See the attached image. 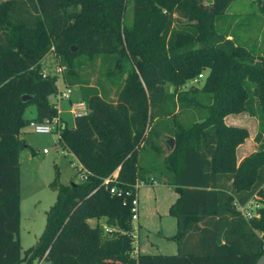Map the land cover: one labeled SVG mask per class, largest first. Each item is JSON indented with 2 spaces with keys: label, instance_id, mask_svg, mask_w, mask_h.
<instances>
[{
  "label": "trees",
  "instance_id": "trees-1",
  "mask_svg": "<svg viewBox=\"0 0 264 264\" xmlns=\"http://www.w3.org/2000/svg\"><path fill=\"white\" fill-rule=\"evenodd\" d=\"M232 1L0 0V264H264V205L249 219L234 208L254 195L264 200V55L240 43L226 11ZM253 1L264 16V0ZM48 52L88 109L59 132L88 175L61 184L55 172L42 231L20 255L18 135L31 120L57 116L49 102L56 78H42L39 64ZM111 54L124 59L113 65L126 74L114 103L74 68L80 56ZM202 72L201 84L191 83ZM29 104L32 119L23 117ZM239 113L256 119L257 148L237 160L248 133L223 118ZM163 135L173 137L170 150ZM116 168L122 190L155 174L177 191L169 206L177 254L133 255L130 197L101 184ZM101 218L107 237L87 222Z\"/></svg>",
  "mask_w": 264,
  "mask_h": 264
},
{
  "label": "rangeland",
  "instance_id": "rangeland-1",
  "mask_svg": "<svg viewBox=\"0 0 264 264\" xmlns=\"http://www.w3.org/2000/svg\"><path fill=\"white\" fill-rule=\"evenodd\" d=\"M127 7L129 8V6ZM226 11L232 20H236V22L234 21L235 33L238 35L240 43L246 48L252 49L253 56L264 55V16L257 13L254 1L233 0ZM126 19L127 21L131 19V12L128 9L126 10ZM115 60L124 62V59L117 54L96 56L93 60H87L85 56H80L74 60V68L79 77L85 81V85L96 88L112 103L116 102L118 93L121 91L120 85L126 76V74L116 72V67L113 65ZM58 63L59 59L55 58L52 52H48L42 57V65L48 75L55 76L57 82H61V79L66 77V67ZM122 65L126 68L125 64L122 63ZM57 67H61L60 72H56ZM106 74L110 76L108 77ZM201 74L202 77L199 78V81L194 83L197 86L201 84L205 76L204 72ZM73 96L72 88L71 112L67 100H62L57 104L60 110L59 117L65 123L66 128L74 126L72 111L78 110L74 107L76 104L74 102L82 101L80 97L74 98ZM83 111L85 110L83 109ZM34 114L33 104L24 108L23 117L30 118ZM85 114L82 113V115ZM190 116L191 114L186 111L181 112L178 118L184 121L190 119ZM223 121L229 126L243 127L248 133V136L235 149L237 160L255 151L257 144L254 141V136L257 132V121L254 117L239 113L233 117H224ZM19 137L25 145L18 154V239L20 255H22L24 250L35 243L44 226L45 212L55 200V191L49 187L55 172L58 173V181L61 184H67L70 181L78 182L80 172L77 171L80 166L72 153L61 147L59 141L56 143L57 132L55 131L49 134H38L25 125L20 129ZM44 149L46 152H43ZM162 156L157 158L158 161L162 159ZM148 176L150 177L148 182L153 179L155 182L138 184L136 190L138 218L134 222L136 229L133 230V248L140 254H177V244L173 237L176 223L175 218L169 213V206L175 202L178 193L172 186L159 180L155 174ZM249 200L250 212L254 218H258L260 216L258 209L263 207L264 200L261 201L258 195L252 196ZM88 223L90 226L97 225L102 229V236L107 237L103 218L88 219ZM262 239L264 242V233ZM134 250L133 255L136 254ZM32 264H48V262L43 259H35Z\"/></svg>",
  "mask_w": 264,
  "mask_h": 264
},
{
  "label": "built area",
  "instance_id": "built-area-1",
  "mask_svg": "<svg viewBox=\"0 0 264 264\" xmlns=\"http://www.w3.org/2000/svg\"><path fill=\"white\" fill-rule=\"evenodd\" d=\"M61 71V67H57L56 68V72H60ZM48 74H46L45 72H41V77L44 78L46 77ZM202 77V74L199 73L197 75L196 78H193L191 80V83H196L198 81L199 78ZM70 93V88L66 87L63 90L57 91L53 94H51L49 96V98L51 97H57V98H67L68 95ZM79 104L82 103H76L74 106H77ZM72 114L77 117L82 115V112H79L78 110H74L72 111ZM28 126L31 128V130L34 133H38V134H49L52 133L53 131L57 132V141L56 143L59 141V132H60V124L59 122L56 120V117L53 118H45L42 121L36 122V121H29L28 122ZM43 152H46V150L44 149ZM80 166V165H79ZM117 169L116 168L114 171H112L108 176L104 177L101 180V184L106 187L108 189V192L111 195H115L117 197H130L129 199V211H130V224H131V237L134 238V234H133V230L135 231L136 226H134V222H136L137 220V199H136V190H137V186L138 184H143L142 181H140L139 183L137 182L134 186H133V190L129 191V190H122L121 188L116 187L113 183L116 179V174H117ZM79 175L78 178L79 180H84L86 179L88 172L84 171L81 166L79 167ZM150 182H154L153 180H151ZM111 183V185L109 186V184ZM124 204V202H123ZM234 208L240 212V214L245 218V219H249L251 217H253V214H251L250 212V200L248 199L246 202L240 204L237 202H234ZM106 231H109V229L106 228ZM134 245V243H133Z\"/></svg>",
  "mask_w": 264,
  "mask_h": 264
},
{
  "label": "crops",
  "instance_id": "crops-1",
  "mask_svg": "<svg viewBox=\"0 0 264 264\" xmlns=\"http://www.w3.org/2000/svg\"><path fill=\"white\" fill-rule=\"evenodd\" d=\"M39 64H40V69H41V71L42 72H45L46 74H48V72L44 69V67H43V65H42V59L40 60V62H39ZM55 86H56V90L57 91H60V90H63V89H65L66 87H69V86H67V84L64 82V80H62L61 79V82H57V80H56V82H55ZM70 88V93H69V95H68V97L67 98H57V97H51V98H49V102L50 103H52L53 105H54V107L56 108V110H57V116H56V120L59 122V124L60 125H64L65 126V123L61 120V118L59 117V115H60V110H59V107L57 106V104H58V102H60V101H62V100H67V102H69V111L71 112V100H70V95H71V91H72V88H73V91H74V98H78V97H80L81 99H82V96H81V92H80V90H79V88L77 87V86H71V87H69ZM53 98H55L54 100H53ZM73 98V99H74ZM74 103H82V104H79V105H77V106H74L75 108H77L78 109V111L79 112H82V113H87L88 112V109L86 108V106H85V102L83 101V99H82V101H78V102H74ZM83 109L85 110V111H83ZM35 115V114H34ZM73 115V114H72ZM227 116H235V115H227ZM227 116H225V117H227ZM34 116H31L29 119H32ZM75 116L73 115V118H74ZM71 128H73V126H71ZM18 137H19V135H18ZM19 139H21L20 137H19ZM77 161V160H76ZM78 166H79V164H78ZM79 179V178H78ZM153 181H154V179H153ZM155 182V181H154ZM147 183H150V182H148L147 181ZM147 183H143V184H147ZM152 184V183H151ZM137 218H138V216H137ZM87 222H88V220H87ZM89 224V223H88ZM134 252L135 253H139L138 251H136V250H134Z\"/></svg>",
  "mask_w": 264,
  "mask_h": 264
},
{
  "label": "water",
  "instance_id": "water-1",
  "mask_svg": "<svg viewBox=\"0 0 264 264\" xmlns=\"http://www.w3.org/2000/svg\"><path fill=\"white\" fill-rule=\"evenodd\" d=\"M29 98H30V96H28V95H22L21 96L22 100L29 99ZM160 141L166 150H170L173 147L174 140H173V137H171V136L163 135L160 137Z\"/></svg>",
  "mask_w": 264,
  "mask_h": 264
}]
</instances>
